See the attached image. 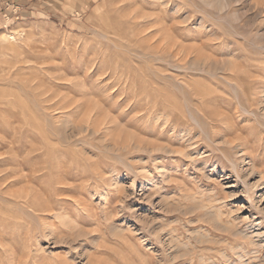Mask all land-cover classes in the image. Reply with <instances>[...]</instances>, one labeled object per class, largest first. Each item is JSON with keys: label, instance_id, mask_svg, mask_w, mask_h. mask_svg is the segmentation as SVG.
<instances>
[{"label": "rangeland", "instance_id": "374dc122", "mask_svg": "<svg viewBox=\"0 0 264 264\" xmlns=\"http://www.w3.org/2000/svg\"><path fill=\"white\" fill-rule=\"evenodd\" d=\"M63 3L0 21V264H264V0Z\"/></svg>", "mask_w": 264, "mask_h": 264}, {"label": "crops", "instance_id": "0c3cea01", "mask_svg": "<svg viewBox=\"0 0 264 264\" xmlns=\"http://www.w3.org/2000/svg\"><path fill=\"white\" fill-rule=\"evenodd\" d=\"M57 1L62 3L57 5ZM70 1V0H69ZM85 5V0H82ZM64 12L65 6L63 0H0V21L17 20L46 16L48 13Z\"/></svg>", "mask_w": 264, "mask_h": 264}, {"label": "bare ground", "instance_id": "6f19581e", "mask_svg": "<svg viewBox=\"0 0 264 264\" xmlns=\"http://www.w3.org/2000/svg\"><path fill=\"white\" fill-rule=\"evenodd\" d=\"M128 14H129V13H128ZM125 21H126V20H125ZM127 21H128V20H127ZM129 36H130V35H129ZM9 38H10V39H13L12 36H9ZM87 119H88V118H87ZM93 122H94V121H93ZM88 123H89V122H88ZM88 123H87V124H88ZM130 143H131V142H130ZM129 145H130V144H129Z\"/></svg>", "mask_w": 264, "mask_h": 264}]
</instances>
